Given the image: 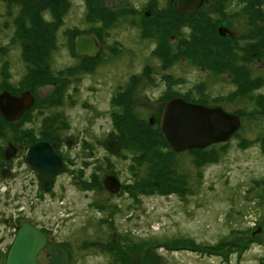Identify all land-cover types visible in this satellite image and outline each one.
<instances>
[{
	"label": "rangeland",
	"instance_id": "1",
	"mask_svg": "<svg viewBox=\"0 0 264 264\" xmlns=\"http://www.w3.org/2000/svg\"><path fill=\"white\" fill-rule=\"evenodd\" d=\"M64 1L59 23L43 12L56 37L46 69L29 60L26 35L16 40L20 6L0 0V92L36 97L0 129V248L13 240L6 222L19 217L56 229V239L77 248L76 264H264V107L256 104L264 97V0H205L191 18L169 0ZM220 26L230 38L217 34ZM78 33H96L104 55L95 66L74 55ZM29 70L50 71L56 83L23 82ZM131 80L141 82L129 96ZM238 85L249 93L237 100ZM176 93L239 115V136L173 152L161 140L160 99ZM128 99L134 118L123 114ZM17 131L26 142L57 144L63 168L48 192L22 154L15 177H1L5 148L25 135ZM109 174L122 185L117 195L103 188Z\"/></svg>",
	"mask_w": 264,
	"mask_h": 264
},
{
	"label": "water",
	"instance_id": "2",
	"mask_svg": "<svg viewBox=\"0 0 264 264\" xmlns=\"http://www.w3.org/2000/svg\"><path fill=\"white\" fill-rule=\"evenodd\" d=\"M204 0H176L177 14L191 16L200 10ZM226 28L219 27L217 34L225 36ZM73 52L77 57L94 59L100 52V45L93 35H78L73 42ZM34 104V97L30 92H23L19 96L4 91L0 93V117L6 122L17 121ZM153 124V120H149ZM239 116L225 112L221 107H207L202 104L191 103L182 98H174L166 102L160 117L159 128L161 135L170 149L175 153L191 150H203L207 147L227 143L240 129ZM107 147L110 152H118V140H109ZM56 144L39 142L30 146L25 153L26 165L38 175L41 190L48 192L53 179L63 168L62 159L55 154ZM15 155V148L8 144L4 159L9 161ZM8 171L2 172V178H8ZM104 190L110 195L120 193L122 185L113 175H106L102 181ZM20 227L10 251L5 256L0 251V264H37L36 255L44 245V237L28 222L19 219ZM51 255L49 264H72L73 249L67 243L49 246Z\"/></svg>",
	"mask_w": 264,
	"mask_h": 264
},
{
	"label": "trees",
	"instance_id": "3",
	"mask_svg": "<svg viewBox=\"0 0 264 264\" xmlns=\"http://www.w3.org/2000/svg\"><path fill=\"white\" fill-rule=\"evenodd\" d=\"M3 1L8 2V4L11 3L9 5L18 4L20 6V12L18 14L19 24L17 27L18 30L16 32V40H18V37L20 35H26L28 38V43H29V41L31 42L30 45H28V44L26 45L28 47L27 50L29 51V55H28L29 60L34 61V62L39 61V63H44L45 67H47L46 69H48L50 49L54 48L56 37L54 36L55 32L51 29L53 27L54 23L53 22L49 23V22L45 21L43 19V14H44L43 12L46 10L47 11L50 10L51 13L53 12L56 16L55 22L58 21L57 23H59V17H60L62 12L57 11V7H58L57 0H3ZM61 3H62V6H64L65 1L62 0ZM253 10H255V9H253ZM90 12H91V10H90ZM253 12L256 13V10ZM92 16L89 13V22L92 20H96V16L95 17H94V15H92ZM178 16H179V14H178ZM98 18H100V17H98ZM185 18H187V17H185ZM104 23L105 24L103 26L110 27L113 23V20H110V21L104 22ZM208 32L210 35L213 36L211 31H208ZM79 34L80 33H78L77 35H79ZM20 39L23 40V38H20ZM191 40L194 41V38L192 37ZM48 42L51 43L50 48L45 46V44H47ZM212 43L213 42L211 40L210 44H212ZM188 45H189L188 41L185 42V47H187ZM26 46H24L25 52H27ZM6 68H7V66L4 64L2 67V72H1L3 76L6 74ZM92 69H93V67L90 68V70H92ZM24 81H27L30 84H32V86H34V85L49 84V83L54 82L55 80L52 78L50 71H48V72L43 71V72L37 73V72H32V70H29L28 74L26 76H24V78H23V82ZM54 83H56V82H54ZM258 85H261V84L259 83ZM241 90H240L241 96L249 93V90H247V91H241ZM3 91H8L11 94H18L19 93V90H17L14 93L12 90L10 91L7 87L4 88ZM247 97H249V96H247ZM130 101L131 100L128 99V100H126V102L124 104H122L123 114H125V117L130 116L131 118H134V114H131L129 112V109L127 108L128 104H126V103H130ZM201 103L206 104L205 101H202ZM197 104H200V103H197ZM256 104H257V106H260V108H261V106L264 107V97H261V96L258 97V99H256ZM114 116H117V114ZM8 123H10V122H6L0 117V129L3 128ZM116 140H118V139H116ZM161 140L164 142V138L162 136H161ZM118 142H119V140H118ZM119 145H120V143H119ZM222 146H226V145H222ZM194 151H196V150H194ZM196 152H203V150L196 151ZM214 156L216 157V154ZM201 160H204V159H201Z\"/></svg>",
	"mask_w": 264,
	"mask_h": 264
},
{
	"label": "flooded vegetation",
	"instance_id": "4",
	"mask_svg": "<svg viewBox=\"0 0 264 264\" xmlns=\"http://www.w3.org/2000/svg\"><path fill=\"white\" fill-rule=\"evenodd\" d=\"M175 1L176 0H169V2L170 3H174V5H175ZM205 1V0H204ZM204 3V2H203ZM222 4V3H221ZM202 7V6H201ZM201 9V8H200ZM175 11H176V9H175ZM150 15H151V12L150 11H148L146 14H145V16L146 17H150ZM182 16V15H181ZM192 16V15H191ZM93 21V20H92ZM92 21H90L91 23H92ZM220 27H222V26H220ZM223 28H225V27H223ZM227 29V28H226ZM93 30V29H92ZM94 30H95V28H94ZM93 30V31H94ZM228 30V29H227ZM80 34H84V33H80ZM79 34V35H80ZM85 35H93L95 38H96V33H87V34H85ZM78 36V35H77ZM76 36V37H77ZM220 37H222V36H220ZM225 37H228V38H230L231 36H230V31L228 30V32L225 34V36H223L222 38H225ZM253 39V38H252ZM75 40V39H74ZM96 40L98 41V39L96 38ZM98 43H99V45H100V52H99V54L97 55V57L96 58H94V59H88V58H82V57H77V58H79L80 60H86V61H88V62H90V64L91 63H93V66H95V64L98 62V61H100L101 60V57L104 55V54H101V51H102V45L100 44V42L98 41ZM253 44V43H252ZM255 45V44H254ZM253 54H256V53H253ZM92 65V64H91ZM93 70V69H92ZM91 70V71H92ZM147 81H149L148 80V78L146 77L145 78V81L144 82H147ZM141 81L140 80H131L130 82H129V84H132V86H130V85H127L128 86V90L126 91L127 92V94L129 95V96H132V93L133 92H135V90L137 89V87L139 86V83H140ZM145 83H143L142 85H144ZM240 85V84H239ZM239 85H238V90L236 91V93H235V96H234V94H233V96H234V99H240L241 98V95H240V87H239ZM130 88H132L131 90H130ZM4 92V91H3ZM8 92V91H7ZM23 92H30L32 95H33V97H34V104L32 105V107L26 112V113H24L17 121H19L24 115H26V114H28L32 109H33V107L35 106V101H36V97H35V94L34 93H32L31 91H28V90H26V91H22V92H19L18 94H11L10 92V94L11 95H15V96H19L20 94H22ZM126 92H125V94H126ZM184 95H181V94H166L165 96H163V97H161V102H162V104H163V107H164V105L166 104V102H168L169 100H171V99H174V98H182V99H184L185 101H188V102H190L188 99V97H186V96H184ZM233 98V97H232ZM163 100V101H162ZM205 101V100H204ZM206 102V101H205ZM192 103V102H191ZM203 105V104H202ZM208 104H207V102H206V104H204V106H207ZM207 107H220V106H215V105H213V106H207ZM222 108V107H221ZM223 109V108H222ZM224 110V109H223ZM162 111H163V108L161 109V111H160V113L162 114ZM225 111V110H224ZM226 112V111H225ZM159 113V114H160ZM228 113V112H227ZM230 114H232V113H230ZM234 115H237V114H234ZM237 116H239V115H237ZM239 118H240V121H241V117L239 116ZM154 119L155 118H152V120H153V122H154ZM17 121H14V122H17ZM10 123H12V122H10ZM242 124V123H241ZM242 130V125L240 126V129L230 138V140L231 139H233V138H236V137H238L239 136V132ZM17 133H21V132H18L17 131ZM21 134H25L24 136H23V139H21V141L19 142L18 140V138H16V139H13L14 141H13V143H9V144H11L14 148H15V155H14V157L13 158H11L9 161H7L8 162V164H7V168L6 169H4V170H2L1 171V177H2V172L3 171H8L9 173H10V175H9V177H15V173H16V171L15 170H13L12 169V167H11V165H12V162L13 161H15L16 159H18V157H20V155L22 154V156H23V161H24V163H25V160H24V156H25V153H26V150L30 147V146H32L33 144H35V143H39V142H47V143H49V144H56L55 142H49V141H44V140H37V139H34V140H32V141H30V142H26L27 141V137H28V133L26 132V133H21ZM27 136V137H26ZM229 140V141H230ZM228 141V142H229ZM228 142L227 143H219V144H214V145H227L228 144ZM211 146H213V145H211ZM211 146H209V147H211ZM209 147H207V148H209ZM6 149V148H5ZM56 150H57V144H56V148L54 149V152H55V154L56 155H58L57 154V152H56ZM4 152H5V150H4ZM4 152H3V158H4ZM59 156V155H58ZM60 157V156H59ZM61 158V157H60ZM62 159V158H61ZM6 161V160H5ZM63 161V160H62ZM26 164V163H25ZM35 175H36V178H37V180H38V175H37V173L35 172ZM54 180V179H53ZM38 185H39V180H38ZM39 187H40V185H39ZM19 220V217L16 219V222ZM23 220V219H22ZM16 222L15 223H12V222H10L9 220L6 222V224H10V226H12V229H13V231H14V234H13V240L11 241V243L9 244V245H6V246H4V247H2V248H0V251H2V253L5 255V256H7L8 255V253H9V251H10V248H11V246H12V243H13V241H14V238H15V236H16V234H17V232H18V230H19V228L20 227H18L17 226V224H16ZM23 222H28V221H24L23 220ZM28 223H30L31 224V226L32 227H34L36 230H38L39 232H40V234L44 237V245L41 247V249L38 251V253H37V255H36V261H37V264H49V261H50V259H51V255L49 254V252H48V248H49V246H51V245H53V244H60V243H67V244H69L71 247H72V249H73V263L72 264H76V257H77V254H78V250H77V248L75 247V245H73L71 242H67V241H64V240H58V239H56V235L58 234V231L55 229H53L52 227H46V226H42V225H39V224H37V223H34V222H28Z\"/></svg>",
	"mask_w": 264,
	"mask_h": 264
}]
</instances>
